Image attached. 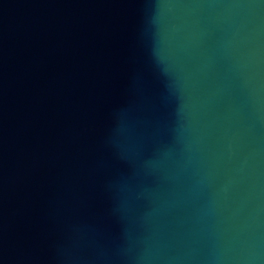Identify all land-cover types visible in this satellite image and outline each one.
<instances>
[{
    "label": "water",
    "instance_id": "95a60500",
    "mask_svg": "<svg viewBox=\"0 0 264 264\" xmlns=\"http://www.w3.org/2000/svg\"><path fill=\"white\" fill-rule=\"evenodd\" d=\"M0 264H264V0H0Z\"/></svg>",
    "mask_w": 264,
    "mask_h": 264
}]
</instances>
